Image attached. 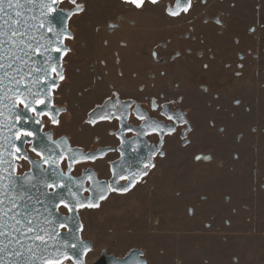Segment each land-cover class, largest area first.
Masks as SVG:
<instances>
[{
    "label": "rangeland",
    "instance_id": "1",
    "mask_svg": "<svg viewBox=\"0 0 264 264\" xmlns=\"http://www.w3.org/2000/svg\"><path fill=\"white\" fill-rule=\"evenodd\" d=\"M173 2L78 0L69 20L67 86L82 94L66 129L112 90L177 104L192 127L128 193L80 211L94 242L85 262L135 247L148 264H264L263 12L257 0H193L169 16Z\"/></svg>",
    "mask_w": 264,
    "mask_h": 264
},
{
    "label": "flooded vegetation",
    "instance_id": "2",
    "mask_svg": "<svg viewBox=\"0 0 264 264\" xmlns=\"http://www.w3.org/2000/svg\"><path fill=\"white\" fill-rule=\"evenodd\" d=\"M67 1L69 5L63 9L73 7V4L69 0ZM62 2L63 0L60 1V4ZM76 2L78 3V0ZM69 39L72 38H65L63 42L67 50L61 56L62 71L60 75L63 76V79L58 78L57 73L52 71L51 78H58L59 80L51 90V99L48 105L47 103H40L41 100L35 104L36 109L44 106L48 112L37 115L34 109L31 110L30 118L25 120L29 130L20 131L16 136V140H20L21 144L15 146L13 152L14 175L22 177L31 171L32 166L36 168V171L44 172L40 184L46 185L47 192H54L56 189L60 192L63 203L58 207V211L62 215L69 213L68 206L84 205L77 210L82 226L80 238L90 240L82 236L83 223L80 211L96 209L111 195H124L136 184L142 182L155 168L158 160L166 157L170 138L177 135L180 145L186 147L190 141L185 145H182V142L184 139H188L191 130L184 138L180 136L186 128L187 122L190 123V119L186 111L170 101L160 102L153 97L123 95L112 90L100 100L91 103L81 120L76 124H71L66 129L63 120L66 119L69 122L72 117L71 108L78 103L76 97L82 94L79 88L72 89L67 86L70 78L67 72L68 64L63 58L74 50L68 42ZM19 105L22 107L21 104ZM100 106L103 107L102 111L89 116L93 109ZM179 109L184 112L181 118H178L177 114ZM99 116L104 118L91 121V119H97L96 117ZM157 125L161 127L159 131L150 132L143 137L139 136L140 127L151 128ZM170 129H173L171 133L166 132ZM24 133H30V135H24ZM67 144L70 148L69 152H66ZM39 151H46L47 156ZM140 151L142 156H139ZM38 153L40 154L38 155ZM151 153H154L152 159L149 160V163H152V168L141 176L133 187L125 192L112 190L115 187H122L130 175L147 169L148 164L145 163V160ZM48 161L51 164L55 163L51 170H47ZM101 194H104L106 198L99 199ZM87 199H98V206L89 207L84 204ZM90 241L92 248L87 255L94 249V242ZM132 248L135 247L128 248L122 254L100 248L89 264H97L101 256L105 259L111 255L116 258L124 257ZM135 249L142 250L140 248ZM141 257L145 258V264L149 263L145 251ZM66 262L68 260L64 263Z\"/></svg>",
    "mask_w": 264,
    "mask_h": 264
},
{
    "label": "water",
    "instance_id": "3",
    "mask_svg": "<svg viewBox=\"0 0 264 264\" xmlns=\"http://www.w3.org/2000/svg\"><path fill=\"white\" fill-rule=\"evenodd\" d=\"M60 1L55 0L54 3L53 0H19L21 7L16 9L21 13L19 28L21 31L26 30L24 39H30L33 45L29 56L24 58L26 61L24 70L25 72L31 71V76H26L25 80L35 95L22 88L20 100L24 102L20 103L16 98L14 85L7 78H3V71H0V199L4 201V205H0V207L7 206L10 200L16 201L19 205L17 211L30 213L34 222H38L44 228L42 235L46 242L42 243L34 239L21 238L23 247H21V244H13L4 252H0V264H22V261H27L28 264H46L47 261L59 262V264H77V261H82V264H86L85 256L92 248L90 240L80 238L82 226L77 210L84 205L68 206L69 213L62 215L58 211V207L62 204L60 192L57 189L54 192H47L46 185L44 183L40 184L44 172L36 171V168L32 166L31 171L25 173L22 177L14 175L13 152L15 146L21 144L20 140H16V136L20 131L29 130L25 120L30 118L31 110L34 109L37 115L48 112L44 106L36 109L35 104L39 100H43L48 105L51 99V90L57 85L62 71L61 56L65 51L64 39L72 38L69 20L73 15L81 12L76 10V6L82 4L77 3L76 0L75 3L69 0L73 7L68 9L61 8L59 6ZM190 2L189 0H175L172 5L166 6L165 13L169 16H177L181 12H186L185 8L188 10ZM13 3L15 5L16 0H13ZM2 7L4 11L0 12V31H6L8 24L11 22L9 16L12 19H17V17L15 11L8 8L6 2ZM53 9H55V12L52 11ZM170 11L178 14L170 15ZM0 39L6 38L0 37ZM41 45L44 47H41ZM7 47L8 45L5 43L3 49ZM57 48L60 51H56ZM37 49L41 54H37ZM52 71L57 73L58 78H51ZM9 88H13V91H8ZM102 109V106L93 109L89 116L98 114ZM177 114L178 118H181L184 112L179 109ZM96 118L91 119V121L104 117L99 116ZM160 128L142 126L139 128L138 134L143 137L150 132L159 131ZM191 128V124L187 122V126L180 137L184 138ZM172 131L173 129H170L166 132L171 133ZM188 142L189 140L186 138L182 145ZM69 151L70 148L67 144L66 152ZM39 152L47 156L46 151ZM153 154L151 153L146 157L147 169L130 175L128 181L122 187H115V189H123L128 187L129 184H132L131 187H133L136 181L152 168V163H149V160L152 159ZM139 156H142L141 151ZM193 160L210 161L211 154L199 153L194 156ZM54 164L48 161L47 170L54 168ZM84 204L98 205V199H87ZM30 236L34 237L35 233L30 234ZM0 241L7 243L4 238H0ZM81 243L87 246V250L81 248ZM73 245H76V247H73ZM13 249L23 252V257L9 255L8 253H11ZM28 249H31V252ZM142 255V250L132 248L121 258L111 255L105 259L101 256L97 264H145L146 260L141 257ZM67 260L68 262L64 263Z\"/></svg>",
    "mask_w": 264,
    "mask_h": 264
},
{
    "label": "snow or ice",
    "instance_id": "4",
    "mask_svg": "<svg viewBox=\"0 0 264 264\" xmlns=\"http://www.w3.org/2000/svg\"><path fill=\"white\" fill-rule=\"evenodd\" d=\"M5 2L7 3L8 8L15 11V16L17 17V19H12V17L9 16V20L11 22L8 24L7 30L0 31V37L6 38L0 39V49H3V45H5V43H7L8 45L6 49L0 50V71H3V78H7L10 83L14 85L16 98L20 103H23L24 101L20 100L22 88L27 90L30 94L35 95V93H32L31 88L28 86V83L25 80L26 76H31V71L25 72L24 70V65L26 63L24 58L29 56L33 45L30 42V39H24V37L26 36V30L21 31L19 28V25L21 24V20L19 19L21 13L20 11L16 10L21 7V5L19 4V0H16L15 5L13 3V0H0V12L4 11V8L2 6L5 4ZM53 2L55 3V0H53ZM72 2L75 3V0H72ZM125 2L134 4L136 8H141L144 4V0H125ZM156 2L157 0H152V3ZM76 10L82 11V5H77ZM184 10L187 11V8H185ZM52 11L55 12V9H53ZM169 14L177 15L178 13L170 11ZM41 47L44 46L41 45ZM46 50L47 49L45 48V51ZM36 51L38 55L41 54L39 52V49H37ZM56 51H60V49L57 48ZM65 51L67 50L65 49ZM60 79H63L62 75H60ZM8 91H13V88H9ZM39 102L44 103L43 100ZM25 106L27 107V105ZM169 118L171 119V117ZM53 122L55 123L56 121L54 120ZM156 127L159 128L160 126L157 125ZM24 135H30V133H24ZM17 151H19V149H17ZM39 154L40 153H38V155ZM160 154L163 155V153ZM121 178L124 179V177ZM131 186L132 184H129L128 187H125L123 189L112 190H119L122 192L128 191ZM49 187H52V185H49ZM105 198L106 197L104 194H101L99 197V199L101 200ZM61 203H63V201H61ZM0 205H4L3 199H0ZM88 206L95 207L98 205L89 204ZM18 208L19 205L14 200H10L7 206L0 207V238H4L5 240H7V243H3V241H0V244H2V246H0V252H4L10 245L21 244V238L34 239L36 241L46 243L44 241V236L42 235L44 233V228L38 222H34V220L31 218L30 213H21L17 211ZM32 233H35L34 237L30 236V234ZM21 247H23L22 244ZM73 247H76V245H73ZM81 248L87 250V246L83 243H81ZM28 251L31 252V249H28ZM8 254L20 258H22L24 255L23 252L16 249H13V251ZM22 264H28V262L22 261ZM46 264H59V262L47 261ZM77 264H82V261H77Z\"/></svg>",
    "mask_w": 264,
    "mask_h": 264
},
{
    "label": "crops",
    "instance_id": "5",
    "mask_svg": "<svg viewBox=\"0 0 264 264\" xmlns=\"http://www.w3.org/2000/svg\"><path fill=\"white\" fill-rule=\"evenodd\" d=\"M257 2L259 4V8L263 12L262 14L264 15V0H257Z\"/></svg>",
    "mask_w": 264,
    "mask_h": 264
}]
</instances>
